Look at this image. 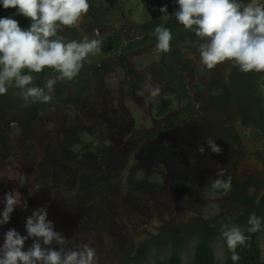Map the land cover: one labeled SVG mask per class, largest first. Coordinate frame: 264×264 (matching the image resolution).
I'll list each match as a JSON object with an SVG mask.
<instances>
[{"label": "rangeland", "instance_id": "rangeland-1", "mask_svg": "<svg viewBox=\"0 0 264 264\" xmlns=\"http://www.w3.org/2000/svg\"><path fill=\"white\" fill-rule=\"evenodd\" d=\"M122 31L119 34L124 42L138 36L134 27ZM113 33L106 30L98 36L92 31L88 35L100 41V49L88 56L87 65L115 62L119 53L108 56L101 48L102 40ZM72 34L68 28L59 33L65 40H73ZM189 56H194L188 53L191 61ZM159 62L154 47L143 52L133 50L126 67L133 74L128 77L125 67L108 70L78 105L69 103L75 96L70 84L58 81L51 96L62 91L57 98L62 104L42 113L32 130L23 128L13 117L2 124L11 157L0 159V212L8 192H18L26 207H17L9 222L0 226V245L10 228L26 236V218L46 207L54 231L68 241L64 247L87 244L96 250V264H117L132 240L146 238L145 234L140 236L142 229L156 233L164 220L187 218V212L205 218L220 213L228 191L217 195L211 188L217 178H229L231 166L222 160V152L232 161L242 160L233 168L239 177L252 172L245 163L249 156H243L238 147L235 131L240 124L232 127L226 123L222 107L213 98L222 91L211 85L210 70L198 61L189 63L183 72L192 103L189 112L161 135L141 141L140 135L164 127L190 103L184 97L179 99L168 81L150 84V73ZM137 74L146 77L135 87ZM50 78L54 77H47L45 82ZM155 88L159 93L152 96ZM237 99L239 105L242 101ZM163 101L169 104L165 114L158 117L157 105ZM244 109L253 121L249 107ZM207 138L220 147L219 154L210 151ZM198 145L205 148L203 154L197 151ZM249 155L259 159L254 152ZM219 169L225 170L223 176H217ZM262 187L263 192L264 184ZM32 243L33 239H27L23 250ZM41 246L61 247L55 242L45 246L42 241ZM261 246L264 257V242ZM216 249L221 258L222 247L218 244ZM183 259L189 262L187 255Z\"/></svg>", "mask_w": 264, "mask_h": 264}, {"label": "clouds", "instance_id": "clouds-1", "mask_svg": "<svg viewBox=\"0 0 264 264\" xmlns=\"http://www.w3.org/2000/svg\"><path fill=\"white\" fill-rule=\"evenodd\" d=\"M113 3L115 0H112ZM178 10L173 13L184 30L193 32L199 39L197 51L200 62L208 70L225 62L242 73L264 74V0H176ZM4 9H16L13 15H22L31 23L27 29L20 27L12 17H0V95L9 88L19 89L24 105L36 102L50 103L51 92L58 81H72L76 78L88 56L100 49V41L84 35L81 40H65L59 35L65 28L79 29L90 9L89 0H0ZM115 6V5H114ZM162 21L169 15L167 6L160 8ZM156 49L167 53L171 48L170 29L158 25L154 29ZM51 69L57 75L46 81L43 88L32 86L34 75L44 69ZM27 70V74L25 73ZM264 95V75L258 85ZM47 89V91H45ZM159 89L151 91L156 96ZM212 153L221 149L211 138L206 139ZM197 151L205 152L202 145ZM224 169L217 176L224 175ZM213 188L230 190L231 178H217ZM18 192L4 195V208L0 212V226L9 222L17 207H26ZM249 233L261 231L262 220L255 213L247 220ZM27 235H20L15 229L4 233L0 245V264H96V250L87 244L73 248L64 247L68 241L54 231L53 222L47 219L46 207L34 210L24 225ZM221 239L235 262L240 259L236 249L245 245L248 237L236 224H222ZM33 239L31 247L23 250L25 241ZM50 246L61 245L59 250Z\"/></svg>", "mask_w": 264, "mask_h": 264}, {"label": "trees", "instance_id": "trees-1", "mask_svg": "<svg viewBox=\"0 0 264 264\" xmlns=\"http://www.w3.org/2000/svg\"><path fill=\"white\" fill-rule=\"evenodd\" d=\"M145 1L151 14V20L146 25L135 26L139 32L138 39L124 42L121 35L116 32L113 35H107L102 40L101 48L103 47V52L108 54V56L119 53L115 62L110 63V65L103 64L95 67L89 66L84 62L83 68L76 78L72 81H63L70 84L75 91V96L69 103L78 105L90 86L94 82L97 84V81L104 73L117 67H127L128 56L133 50L143 52L149 47L156 49L157 40L153 34L156 26L163 24L164 27L170 29L173 37L170 42V51L167 53L158 52L160 63L154 76L155 79L167 77L170 90L175 92L179 99L184 97L190 103L187 107L180 109L174 118L165 123L164 127L155 129L149 134L140 135L141 141L161 135L169 126L176 124L183 113L189 112L192 103L182 72L190 62L187 57L188 53L193 54L196 59L200 60L197 51L199 39L193 32L184 30L183 26L176 21L173 15L178 10L176 0ZM243 2L247 3V0H243ZM162 6H167L169 18L166 22L159 18L162 15L160 12ZM15 12L16 9L14 8L4 9L0 6V17H14L21 28L27 29L31 21L22 15H13ZM69 31L73 32L75 40L79 41L82 39V36L76 33L75 28L69 29ZM176 65L180 66L176 68ZM128 70L129 72L127 73L132 74L130 69ZM25 73L27 74V70H25ZM209 73L211 75V85L222 91L221 94L213 98L222 107L226 123L230 122L233 127L236 122H239L242 128H250L252 130L256 135L255 139H258L259 142H264V95L261 94L258 87L259 83H261V76L264 74L255 72L242 73L237 68L231 67L228 62L217 65ZM32 75L35 77L32 86L43 88L46 78L49 76L55 77L57 74L46 68L41 73H32ZM19 91V89L13 87L9 88L7 94L0 95V159L2 160L11 157L7 139L2 133V124L9 117H13L24 126L23 128L32 130L38 117L46 110L53 109L59 105L58 103L60 102H57V98L63 95V92L59 91L56 96H52L50 103L36 102L26 107L19 95ZM237 98H240L245 105L242 106V102L238 105ZM168 104L169 101H163L157 105L158 117H162L165 114ZM245 106L249 107L248 113L253 116V121L248 119L249 114L245 112ZM236 137L238 147L242 150L239 143V133H237ZM262 146V151L257 150L256 157L263 162L264 166V145ZM232 159V157L226 156L222 152V160L224 162L227 161L228 165L234 168L235 161H232ZM261 174H264V169L262 173H257L252 178L245 175L239 177L233 170L230 174V190L211 188L212 193L214 192L217 195L228 191L225 202L222 204L223 208L217 216L205 218L199 215L195 218H187L180 223L173 222V219L164 220L159 228L158 235L149 234V237L137 249L132 243L129 248L119 255L117 264H146L150 262L152 264H234L231 259L232 254L227 250L220 236L222 224L225 223L239 225L248 237L245 245L236 249L240 259L235 264H264L261 246L262 242H264V190L262 192L264 180L261 179ZM252 213H255L262 220L261 231L255 233L247 231V220ZM218 244L222 247V257L219 260L215 258ZM133 253L134 255H132ZM186 253L190 259L188 263L183 262V255Z\"/></svg>", "mask_w": 264, "mask_h": 264}, {"label": "flooded vegetation", "instance_id": "flooded-vegetation-1", "mask_svg": "<svg viewBox=\"0 0 264 264\" xmlns=\"http://www.w3.org/2000/svg\"><path fill=\"white\" fill-rule=\"evenodd\" d=\"M110 1H112V0H89V4H90L89 12L85 16V18L83 19V21L81 22L80 28L79 29H76L77 30V33L78 34L81 33L83 35H87L88 36L93 31L98 36H101L103 33L106 32V30L107 31L108 30H111L114 33H116V32L121 33V32H123L122 30H124V32H125L126 31V28H128V29L130 27L136 28L135 27L136 24H133V23H130V22H125L122 19L123 17H122V14L121 13L124 10V5H125V1L126 0H115L114 1V5H115V9H116V12L115 13L114 12L112 13V9L110 7ZM103 5H107L108 8L110 9V11H108L109 12V15H110V19L103 20L104 17H102V18L99 17L98 18V17H95L94 14H92V12H94L92 7H94V6L95 7L96 6L97 7H101ZM149 22H147L146 24H148ZM146 24H144V25H146ZM136 32L139 35V32L138 31H136ZM122 38H124V37H122ZM138 38L139 37L136 36L131 41H133L135 39H138ZM127 40L130 41V39H127ZM194 57L189 56V59H191V61L189 63H195V62H198V61L200 62V60L195 59ZM185 70H187V68ZM127 72H129V70L125 67V75L128 77L131 74H129ZM156 72H157V69L155 68V72L150 73V76H149V80L151 81L150 84L155 85L157 82H163V81H164V84H166L167 81H168V78L167 77H162L161 79H155L154 74ZM183 72H182V74H183ZM145 77L146 76H144V75H138L137 74L135 76L136 79H134V81L136 82L135 83V87L138 86V83L143 82L144 79H145ZM236 130H237V132L239 133V136H240L239 143H240V146L242 147L241 154L243 156H244V154L249 156L248 159H247V161H245V163L247 164L248 168H250L252 170L251 173L247 174L248 176H250L252 178L255 174L262 173L263 172V169H264V166H263V162L260 159H255V157L250 158L251 155H249V154H253V152L256 154L257 150L262 151V149H263V146L262 145H264V142H259L258 139H255L256 135L252 132V130L250 128H241V124H240V127L237 126ZM243 136H245V137L243 138ZM246 142L250 143V146ZM234 161H235V166H237V165H240V162L239 161H242V160H238L237 161V160L234 159ZM233 170L234 169L232 167L228 168L229 177H231L230 174L233 172ZM234 173H236V175L239 176V174L237 173L236 170H234ZM241 175L247 176L245 173L244 174H241ZM261 179L264 180V174L263 175L261 174ZM187 218H195V217H188L187 216ZM187 218H182L181 220L178 219V218H175V220H174V218H171V219H173V222L180 223V222L185 221ZM161 224L159 225V227H157V232L156 233H153V232H151L148 229H142L141 232H139L140 233V236L143 235V234H145L146 235L145 237L148 238L149 237V234L155 235V236L158 235L159 228L161 227ZM146 238H142L140 241L132 240L133 241L132 243L134 244L135 249H137L139 247V245ZM132 255H134V253ZM184 255H187L188 258H189V255L187 253L184 254ZM184 255H183V257H184ZM215 258L218 259V260L220 259V258H218L217 254H215ZM183 262L184 263H188V262H185L184 259H183ZM146 264H152V262L146 263Z\"/></svg>", "mask_w": 264, "mask_h": 264}, {"label": "water", "instance_id": "water-1", "mask_svg": "<svg viewBox=\"0 0 264 264\" xmlns=\"http://www.w3.org/2000/svg\"><path fill=\"white\" fill-rule=\"evenodd\" d=\"M110 7L112 9V13H115L116 9L113 1H110ZM92 8L94 11L92 12V14H94L95 17H104L103 20L110 19V15L108 12L110 11V9L107 5H103L101 7L94 6ZM121 14L123 17L122 19L125 22H130L136 25H144L151 20V14L148 10L147 3L145 0H126L124 10ZM12 18L15 19L14 17ZM244 137L245 136H243V138ZM187 215L190 217H197V214L192 212H187Z\"/></svg>", "mask_w": 264, "mask_h": 264}]
</instances>
